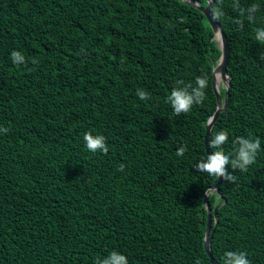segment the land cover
I'll list each match as a JSON object with an SVG mask.
<instances>
[{
	"label": "trees",
	"instance_id": "16d2710c",
	"mask_svg": "<svg viewBox=\"0 0 264 264\" xmlns=\"http://www.w3.org/2000/svg\"><path fill=\"white\" fill-rule=\"evenodd\" d=\"M211 12L231 87L210 146L224 132L231 161L238 138L260 142L245 170L224 165L220 196L208 191L211 252L264 264V0H213ZM220 56L184 0H0V264H99L113 250L128 264H212L205 191L218 177L197 165ZM197 77L202 97L174 113L167 96ZM85 132L108 150H87Z\"/></svg>",
	"mask_w": 264,
	"mask_h": 264
},
{
	"label": "clouds",
	"instance_id": "9594fccd",
	"mask_svg": "<svg viewBox=\"0 0 264 264\" xmlns=\"http://www.w3.org/2000/svg\"><path fill=\"white\" fill-rule=\"evenodd\" d=\"M257 39L264 42V31H261ZM12 57L15 61H21L25 57L18 51H12ZM206 80L203 77H197L195 80V87L192 93H189L181 87H175L167 96L168 101L173 109L174 113H179L181 110H189L192 106L193 99H200L203 95V89L205 87ZM137 95L141 100L145 99L147 93L143 90H137ZM7 128L0 126V133H6ZM227 139V135L224 132L216 133L212 140L211 146L213 147L214 154L208 155L204 159V163L197 165L200 173H206L209 176L219 177L225 174L224 165L231 162L233 165H239L241 169L245 170L248 165L255 160L257 151L260 148V142L258 139L243 138L240 137L239 144L234 147V156L230 161L228 154H225L220 146H222ZM84 147L91 152H106L108 149L105 145V137L100 134H92L85 132L83 135ZM183 149L177 151V155H181ZM231 179V177H229ZM225 264H249L246 254L244 252H227ZM99 264H128L127 257L118 251H110L106 257L99 260Z\"/></svg>",
	"mask_w": 264,
	"mask_h": 264
},
{
	"label": "water",
	"instance_id": "95a60500",
	"mask_svg": "<svg viewBox=\"0 0 264 264\" xmlns=\"http://www.w3.org/2000/svg\"><path fill=\"white\" fill-rule=\"evenodd\" d=\"M184 1L188 2L191 5H194L197 8H199L209 19L210 25L214 30V39L217 41L218 46L221 50V56L219 58V61H222V76L221 77L224 79L225 78L227 79V84H226V86H224L225 87V96L223 97V95L221 94V91H220L221 87L218 85V82L216 81V78H215V67L218 66V64H219V63H217L213 67V87H214V90H215L216 95H217L218 106H217V109L214 112V114L208 120V123L206 126L207 131L205 134L206 151L209 155H213V152H212L211 146H210V136H211L212 127H213L215 121L217 120L221 110H223L227 104V100L229 98L230 87H231V75L228 73V69H227L229 59H230V47H229L227 35H226L224 29L219 25V23L216 21V19L212 15L211 4H212L213 0H206L207 1L206 6L201 5L198 0H184ZM222 180H223V175L219 176L218 181L213 186H211L210 188H208L205 191V205H206V209L208 211L207 225H206V231H205V249H206L207 254L210 257L212 264H218L216 259L213 256L212 252H211V242H212V238H213V232L215 230V227L217 226V222H216L217 211L215 208L214 214H213L212 207H211L210 202L208 200V191L216 192L220 196L221 195L220 193H221ZM213 217L215 220V224H214V228L212 229Z\"/></svg>",
	"mask_w": 264,
	"mask_h": 264
},
{
	"label": "bare ground",
	"instance_id": "6f19581e",
	"mask_svg": "<svg viewBox=\"0 0 264 264\" xmlns=\"http://www.w3.org/2000/svg\"><path fill=\"white\" fill-rule=\"evenodd\" d=\"M218 63H219L218 66L215 67V78H216L217 82L219 81L220 77L222 76V61H219Z\"/></svg>",
	"mask_w": 264,
	"mask_h": 264
},
{
	"label": "rangeland",
	"instance_id": "374dc122",
	"mask_svg": "<svg viewBox=\"0 0 264 264\" xmlns=\"http://www.w3.org/2000/svg\"><path fill=\"white\" fill-rule=\"evenodd\" d=\"M226 84H227V79L226 78L224 79V78L220 77V79L218 81V85L220 87H224V86H226Z\"/></svg>",
	"mask_w": 264,
	"mask_h": 264
}]
</instances>
